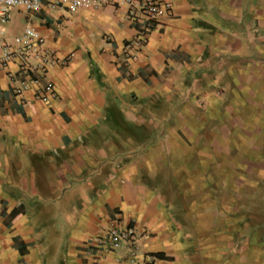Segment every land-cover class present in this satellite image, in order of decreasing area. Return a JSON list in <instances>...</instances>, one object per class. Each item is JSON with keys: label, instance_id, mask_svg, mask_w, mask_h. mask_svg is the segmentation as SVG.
<instances>
[{"label": "crops", "instance_id": "crops-1", "mask_svg": "<svg viewBox=\"0 0 264 264\" xmlns=\"http://www.w3.org/2000/svg\"><path fill=\"white\" fill-rule=\"evenodd\" d=\"M159 1L136 50L125 7L19 8L58 98L0 67V264H192L214 181L261 182L264 0ZM114 221L147 232L135 256L98 248Z\"/></svg>", "mask_w": 264, "mask_h": 264}, {"label": "built area", "instance_id": "built-area-1", "mask_svg": "<svg viewBox=\"0 0 264 264\" xmlns=\"http://www.w3.org/2000/svg\"><path fill=\"white\" fill-rule=\"evenodd\" d=\"M44 3L52 7L66 5L71 11L81 7L111 4L116 7H125L126 16L132 23L139 24L137 36L129 40L125 47L129 50L139 49L144 45L146 34L150 32L159 20V17L169 10V6L159 0H0V20L6 22L10 16L11 8H23L27 11H36ZM0 67H6L11 61L18 60V68L13 79L19 82L18 92L30 86H36V95L45 99H57L58 92L51 81L44 80L50 66L57 58L46 46L42 32L32 26L25 28L23 33L10 40L0 36ZM147 232L134 225H124L114 221L107 230L97 238L100 249L115 250L124 243L131 245L132 256L142 237Z\"/></svg>", "mask_w": 264, "mask_h": 264}, {"label": "rangeland", "instance_id": "rangeland-1", "mask_svg": "<svg viewBox=\"0 0 264 264\" xmlns=\"http://www.w3.org/2000/svg\"><path fill=\"white\" fill-rule=\"evenodd\" d=\"M24 14V10L14 7L6 22L0 20V30L7 40L23 32L25 22L21 15ZM262 158L259 167L261 182H249L246 174L244 183L238 182L240 176L234 178L230 175V182L214 181L212 184V204L217 214L214 213L207 230L197 232L196 240L200 244L192 264H264V154ZM181 185L185 192L192 190L188 183ZM226 186L227 196L223 189ZM190 201L192 204L193 200Z\"/></svg>", "mask_w": 264, "mask_h": 264}, {"label": "trees", "instance_id": "trees-1", "mask_svg": "<svg viewBox=\"0 0 264 264\" xmlns=\"http://www.w3.org/2000/svg\"><path fill=\"white\" fill-rule=\"evenodd\" d=\"M157 256H162L161 254H158Z\"/></svg>", "mask_w": 264, "mask_h": 264}]
</instances>
